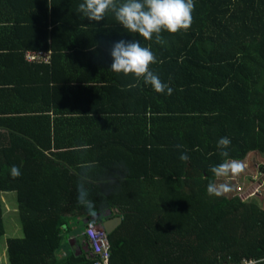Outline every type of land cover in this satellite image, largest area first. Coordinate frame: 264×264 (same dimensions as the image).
Listing matches in <instances>:
<instances>
[{
	"label": "trees",
	"instance_id": "16d2710c",
	"mask_svg": "<svg viewBox=\"0 0 264 264\" xmlns=\"http://www.w3.org/2000/svg\"><path fill=\"white\" fill-rule=\"evenodd\" d=\"M4 1L17 20L3 39L20 49L18 67L0 64V237L2 193H15L22 230L7 264H93L87 226L114 217L110 264H264V208L207 193L212 166L264 155V0H194L190 29L163 31L161 44L111 13L82 18L83 0ZM124 39L151 48L172 95L111 71ZM27 51H50V63L26 62ZM80 185L96 216L78 203Z\"/></svg>",
	"mask_w": 264,
	"mask_h": 264
},
{
	"label": "clouds",
	"instance_id": "9594fccd",
	"mask_svg": "<svg viewBox=\"0 0 264 264\" xmlns=\"http://www.w3.org/2000/svg\"><path fill=\"white\" fill-rule=\"evenodd\" d=\"M194 8V0H83L78 5L77 11L82 14V18L97 23L105 20L106 16L111 13L128 33L149 41L155 38V42L161 44L164 43L161 36L163 31L176 34L190 29L193 23ZM110 55L113 61L111 71L117 74L122 73L124 76L131 75L137 82L143 80V83L150 85L156 93L172 95L173 89L169 84L162 81L159 75L151 70L150 66L158 61L150 47L142 46L138 40H120L112 45ZM137 86L138 83L128 85L129 88ZM230 145L231 140L228 137H221L218 140L217 148L220 150L221 157H229L227 149ZM80 147L88 149L91 146L84 144ZM177 147L181 148L182 146L177 145ZM179 159L186 162L189 160V156L186 152H182ZM243 170V162L234 159H224L222 163L212 166L210 172L213 179H210L207 185L208 195L223 197L229 194L233 190L232 186L229 183H218L217 181H220L221 178H234ZM10 175L14 179L19 178L21 170L14 165L10 169ZM88 195L83 185H80L78 203L87 209L90 216H96V207ZM98 225L101 226V224Z\"/></svg>",
	"mask_w": 264,
	"mask_h": 264
},
{
	"label": "rangeland",
	"instance_id": "374dc122",
	"mask_svg": "<svg viewBox=\"0 0 264 264\" xmlns=\"http://www.w3.org/2000/svg\"><path fill=\"white\" fill-rule=\"evenodd\" d=\"M243 165L244 170L238 176L221 178L217 182L229 183L232 186L233 190L227 196L235 195L245 202L254 201L264 208V155L259 152L250 153ZM1 202L4 234L0 237V264H7L6 242L10 238H21L22 230L15 193H2Z\"/></svg>",
	"mask_w": 264,
	"mask_h": 264
},
{
	"label": "built area",
	"instance_id": "2783aa9c",
	"mask_svg": "<svg viewBox=\"0 0 264 264\" xmlns=\"http://www.w3.org/2000/svg\"><path fill=\"white\" fill-rule=\"evenodd\" d=\"M25 59L29 62L48 63L50 52H28L25 54ZM86 234L89 247L93 251L92 254L97 257L93 264H110V244L106 231L100 225L90 223L87 226ZM246 264H257V262L249 261Z\"/></svg>",
	"mask_w": 264,
	"mask_h": 264
},
{
	"label": "crops",
	"instance_id": "0c3cea01",
	"mask_svg": "<svg viewBox=\"0 0 264 264\" xmlns=\"http://www.w3.org/2000/svg\"><path fill=\"white\" fill-rule=\"evenodd\" d=\"M11 2V0H10ZM15 6V5H14ZM13 7V5H8L6 4V1H4L2 4H0V41L3 39V35L5 36L6 33L5 31L3 30L4 27L8 26L10 27H13V26H16V23H15V20H17V18H15L16 16H12L13 13L10 12L11 8ZM8 21V22H7ZM13 22V23H12ZM10 27V28H11ZM11 33V31L9 32ZM3 34V35H2ZM19 38H16L13 40V43H11V46L9 44V41L8 39L7 40H2L3 42L1 43L0 42V47L1 46H9L11 48L7 49V48H0V64L3 65V69H5V71L9 70L10 69V66H15V67H18V63H19V58L16 56L17 54V51H20V49H18L16 51V48H19V47H16V45H18L17 43L19 42L18 40ZM126 40V39H124ZM15 47V48H14ZM6 49V50H5ZM8 53V57L9 59L6 60L5 56L6 54ZM24 59V58H23ZM6 60V61H4ZM9 67V68H8ZM62 71H60V73L58 74V77H63V75L65 74V77L66 79L68 78L69 74H70V70H66V68L64 69H60ZM3 70L0 69V72H2ZM14 72V75L18 73L17 70L13 71ZM68 72V73H67ZM75 75H77L76 79L79 78L80 76H82L83 74H79V73H76ZM122 77V74L120 75ZM75 80V79H74ZM135 84V83H134ZM27 87V86H26ZM63 103V101L61 100L60 101V106L61 104ZM61 108V107H60ZM82 115H80L81 117ZM76 117H79V115H76ZM3 132V130H2ZM0 132V143H4V140L2 139V136H1V133ZM78 141H81L80 139H78ZM83 141V140H82Z\"/></svg>",
	"mask_w": 264,
	"mask_h": 264
},
{
	"label": "water",
	"instance_id": "95a60500",
	"mask_svg": "<svg viewBox=\"0 0 264 264\" xmlns=\"http://www.w3.org/2000/svg\"><path fill=\"white\" fill-rule=\"evenodd\" d=\"M121 223H122L121 217H114L112 219L103 220L101 226L104 228L107 234H110L115 229H117L121 225Z\"/></svg>",
	"mask_w": 264,
	"mask_h": 264
}]
</instances>
